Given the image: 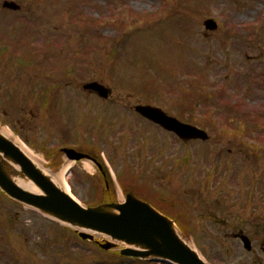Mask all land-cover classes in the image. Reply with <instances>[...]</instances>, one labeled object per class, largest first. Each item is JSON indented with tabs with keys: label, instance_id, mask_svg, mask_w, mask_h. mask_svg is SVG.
Returning <instances> with one entry per match:
<instances>
[{
	"label": "rangeland",
	"instance_id": "374dc122",
	"mask_svg": "<svg viewBox=\"0 0 264 264\" xmlns=\"http://www.w3.org/2000/svg\"><path fill=\"white\" fill-rule=\"evenodd\" d=\"M2 1L0 129L58 177L68 165L59 146H88L112 177L128 171L141 196L180 197L179 224L210 264H264V0H12L17 12ZM207 18L219 27L205 30ZM88 81L107 86L108 100L83 92ZM47 88L51 107L41 104ZM145 102L210 139L185 144L133 115ZM91 166L65 175L86 205ZM62 228L0 195V264H165L100 251Z\"/></svg>",
	"mask_w": 264,
	"mask_h": 264
},
{
	"label": "water",
	"instance_id": "95a60500",
	"mask_svg": "<svg viewBox=\"0 0 264 264\" xmlns=\"http://www.w3.org/2000/svg\"><path fill=\"white\" fill-rule=\"evenodd\" d=\"M2 7L19 10L12 1H4ZM203 25L208 30L216 28L211 19L205 20ZM83 89L95 91L103 98L109 92L97 81L84 84ZM135 111L174 132L183 141L208 138L203 130L181 123L158 108L138 105ZM63 151L72 159L82 157L72 149ZM0 191L18 203L74 228L82 240H93L94 235L108 238L99 243L104 251L120 243L125 245L120 253L126 256L155 258L173 264H207L181 236L174 222L147 202L126 194L123 203L84 207L1 132ZM239 237L249 250V240L242 234Z\"/></svg>",
	"mask_w": 264,
	"mask_h": 264
},
{
	"label": "flooded vegetation",
	"instance_id": "af4514ba",
	"mask_svg": "<svg viewBox=\"0 0 264 264\" xmlns=\"http://www.w3.org/2000/svg\"><path fill=\"white\" fill-rule=\"evenodd\" d=\"M78 151V153H82L84 155H86V158L91 159L89 163H91V165L95 168V171L93 173H91V182L95 181L98 182L100 179L99 177H103L104 178V187H106V189H109V179H108V172H107V168L104 166V163L102 162L100 156L98 154H96L94 151H90L84 148H79L76 147L74 148ZM89 161V160H88ZM98 177V179H97Z\"/></svg>",
	"mask_w": 264,
	"mask_h": 264
},
{
	"label": "bare ground",
	"instance_id": "6f19581e",
	"mask_svg": "<svg viewBox=\"0 0 264 264\" xmlns=\"http://www.w3.org/2000/svg\"><path fill=\"white\" fill-rule=\"evenodd\" d=\"M1 133L3 134V136L5 137H8L9 139H11L16 145H18L20 147V149L29 157V159L33 160L34 162H36L38 164V161L36 159V156H34L30 150H28L27 148H25V146L20 143V142H17L15 139H12V135L11 133L8 131V130H2L0 129ZM20 143V144H19ZM71 166V162H69V164L67 165V167H65L66 169H64V172H62L59 177L58 175L55 177L54 176V181L56 182H60L62 184H66V181H65V175L67 174L68 170L70 169L69 167ZM28 185H26L27 187Z\"/></svg>",
	"mask_w": 264,
	"mask_h": 264
},
{
	"label": "trees",
	"instance_id": "16d2710c",
	"mask_svg": "<svg viewBox=\"0 0 264 264\" xmlns=\"http://www.w3.org/2000/svg\"><path fill=\"white\" fill-rule=\"evenodd\" d=\"M52 90L53 89H49L45 90L44 95L42 96V101L41 104L45 107H48L50 104H52V102L54 101L53 97H52ZM179 220V219H178ZM180 226V225H179ZM181 228L183 229V227L181 226ZM184 230V229H183Z\"/></svg>",
	"mask_w": 264,
	"mask_h": 264
}]
</instances>
